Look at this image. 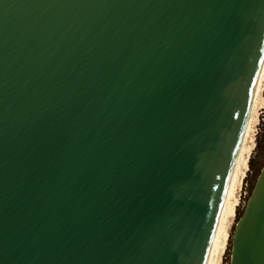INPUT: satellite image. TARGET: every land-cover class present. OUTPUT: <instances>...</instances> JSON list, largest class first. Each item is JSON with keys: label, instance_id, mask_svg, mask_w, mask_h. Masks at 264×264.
<instances>
[{"label": "water", "instance_id": "obj_1", "mask_svg": "<svg viewBox=\"0 0 264 264\" xmlns=\"http://www.w3.org/2000/svg\"><path fill=\"white\" fill-rule=\"evenodd\" d=\"M263 57L264 0H0V264H205Z\"/></svg>", "mask_w": 264, "mask_h": 264}, {"label": "bare ground", "instance_id": "obj_2", "mask_svg": "<svg viewBox=\"0 0 264 264\" xmlns=\"http://www.w3.org/2000/svg\"><path fill=\"white\" fill-rule=\"evenodd\" d=\"M264 111V57L253 88L236 153L224 189L221 206L205 264H223L231 240V227L237 219L243 188L250 170L259 126Z\"/></svg>", "mask_w": 264, "mask_h": 264}, {"label": "rangeland", "instance_id": "obj_3", "mask_svg": "<svg viewBox=\"0 0 264 264\" xmlns=\"http://www.w3.org/2000/svg\"><path fill=\"white\" fill-rule=\"evenodd\" d=\"M262 122L259 126L258 129V134H257V138H256V146L254 148L252 157H251V161H250V170L248 172V176L246 178V184L243 188V195H242V203L241 205L238 207V211H237V219L236 222L239 218V216L241 215L245 204L252 192V189L255 185V182L257 180V177L264 165V111H263V116H262ZM236 222H234L232 224L231 227V237L233 235V231L236 225ZM231 247H232V242L230 240V243L228 245L227 251L224 255V262L223 264H230V259H231Z\"/></svg>", "mask_w": 264, "mask_h": 264}]
</instances>
